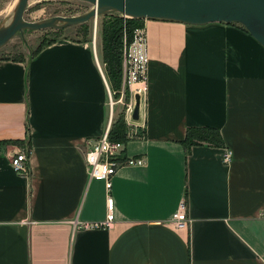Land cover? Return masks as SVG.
Masks as SVG:
<instances>
[{"label": "crops", "instance_id": "crops-1", "mask_svg": "<svg viewBox=\"0 0 264 264\" xmlns=\"http://www.w3.org/2000/svg\"><path fill=\"white\" fill-rule=\"evenodd\" d=\"M143 25L148 91L122 157L144 165L113 177L110 228H82L107 214L84 141L130 96L121 84L110 120L102 47L59 39L0 60V264H264V48L237 24ZM202 127L223 146L187 152V129ZM11 141H28L29 174L12 170L26 146ZM181 202L188 223L176 229Z\"/></svg>", "mask_w": 264, "mask_h": 264}, {"label": "water", "instance_id": "water-1", "mask_svg": "<svg viewBox=\"0 0 264 264\" xmlns=\"http://www.w3.org/2000/svg\"><path fill=\"white\" fill-rule=\"evenodd\" d=\"M29 0H19L11 23L0 28V48L25 30H59L117 13L129 19L173 21L187 25L237 24L264 48V0H78L91 4L87 13L75 17H54L43 22H26L23 14ZM139 118V100L131 116Z\"/></svg>", "mask_w": 264, "mask_h": 264}, {"label": "built area", "instance_id": "built-area-1", "mask_svg": "<svg viewBox=\"0 0 264 264\" xmlns=\"http://www.w3.org/2000/svg\"><path fill=\"white\" fill-rule=\"evenodd\" d=\"M122 16V15H121ZM123 18H126L123 16ZM148 52L147 38L144 25L134 30L132 39L127 40L125 34L122 38V87L128 89L129 99L125 103L124 118L127 126L126 140L136 134L135 129H131L136 121L131 116L135 107V97H138L139 106L146 99L148 91ZM109 93V114L112 117L113 107L116 103L112 102V93ZM132 125V126H131ZM136 131V132H135ZM109 129L107 128L103 135L96 141L85 140L84 144L87 150L84 154V160L87 167L89 180L100 181L104 184L107 193L106 199V219L100 223H91L82 225V228H110L113 224V198L110 195L112 188V179L117 171L123 167H141L144 165V159L140 157H122L125 144L122 142H112L108 138ZM29 154L26 150L17 152L10 161L12 170L17 174H29ZM232 160V152L225 150L222 162L229 164ZM188 219L186 216L185 203L181 202L172 214L169 224L176 229L186 227Z\"/></svg>", "mask_w": 264, "mask_h": 264}, {"label": "trees", "instance_id": "trees-1", "mask_svg": "<svg viewBox=\"0 0 264 264\" xmlns=\"http://www.w3.org/2000/svg\"><path fill=\"white\" fill-rule=\"evenodd\" d=\"M143 25V20L137 19H124L118 16H110L103 20L101 25V44H102V60L105 64V74L109 83L110 89L114 94V98L118 97L122 84V38L125 34L128 41L132 39L135 29ZM241 27V26H240ZM81 41L88 42L89 27L86 23L79 25ZM245 30L243 27H241ZM55 38L43 40L38 47L32 52L31 56L37 54L42 49L55 43L60 39L57 33H53ZM30 56V57H31ZM29 57V58H30ZM0 60L24 62L22 54L13 57H0ZM127 127L123 114H119L115 121L111 124L109 130V140L112 142L126 141ZM2 143V142H1ZM5 144H15L26 146V153L29 154L28 141L26 144L20 141L3 142ZM183 144L187 152L192 147L199 145H208L213 147H222L223 141L220 132L217 129L202 127V128H189L186 131Z\"/></svg>", "mask_w": 264, "mask_h": 264}, {"label": "rangeland", "instance_id": "rangeland-1", "mask_svg": "<svg viewBox=\"0 0 264 264\" xmlns=\"http://www.w3.org/2000/svg\"><path fill=\"white\" fill-rule=\"evenodd\" d=\"M19 0H0V28L8 26L14 16ZM92 5L78 0H29L23 14L26 22H43L54 17H75L81 16L92 9ZM122 17L117 13H108L98 16L96 20H89L86 24L89 27L88 40L100 49L101 44V25L104 19L110 16ZM129 19V18H124ZM146 20H143V23ZM143 26V25H142ZM53 33H57L60 39L81 40L80 28L77 26L65 27L59 30L25 29L17 33L5 46L0 48V57H13L22 54L29 58L32 52L45 39L55 38ZM95 39V40H94ZM94 40V41H93ZM114 94L112 102L115 103ZM117 103V100H116ZM115 106V105H114Z\"/></svg>", "mask_w": 264, "mask_h": 264}]
</instances>
